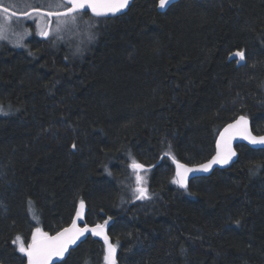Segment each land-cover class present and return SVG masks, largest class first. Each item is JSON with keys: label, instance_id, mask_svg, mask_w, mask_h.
Listing matches in <instances>:
<instances>
[{"label": "trees", "instance_id": "1", "mask_svg": "<svg viewBox=\"0 0 264 264\" xmlns=\"http://www.w3.org/2000/svg\"><path fill=\"white\" fill-rule=\"evenodd\" d=\"M157 3L135 0L110 18L87 12L95 39L83 36L75 55L73 44L36 36L25 47L0 43V105L12 111L0 116L3 264H22L16 235L70 224L80 198L86 223L112 218L117 264H264V151L239 145L230 167L191 180L195 196L171 183V157L160 159L167 137L176 160H207L240 115L264 133V0H179L165 12ZM239 48L246 66L229 60ZM129 151L154 165L143 172L152 200L130 190ZM241 214V227L223 229ZM105 249L90 235L67 264H105Z\"/></svg>", "mask_w": 264, "mask_h": 264}, {"label": "snow or ice", "instance_id": "2", "mask_svg": "<svg viewBox=\"0 0 264 264\" xmlns=\"http://www.w3.org/2000/svg\"><path fill=\"white\" fill-rule=\"evenodd\" d=\"M173 0H158L156 6L159 9H165L171 6ZM132 3V0H14L11 6H5L3 0H0V40H8V34L17 36L13 46L25 47L23 43L24 37L31 35V30L20 23L21 18H31L30 12L16 13L12 12L10 8H15L19 4H23L26 8H31L32 12L37 13L41 20H44L43 27L37 23L38 34L51 38L54 43L58 40H63V33L66 31H77L81 29L82 25L87 26V38L89 42L95 39V34L92 29L95 27L93 23L85 20L87 15L86 10H90L91 14L95 17H116L118 14H123ZM48 11H43L44 9ZM16 16L17 20L13 21L12 17ZM52 18V19H45ZM53 19L55 26L53 27ZM17 28H21L22 31H17ZM80 52L79 46L76 47L75 52ZM28 55H35L29 51ZM65 59H68L65 57ZM229 60H233L237 65L246 66L247 56L246 49L239 48L236 51L230 53ZM54 87V84H53ZM19 111V109H16ZM12 111L6 110L3 105H0V116H9ZM241 139L247 141L250 145L261 146V150L264 151V135H253L249 120L245 115H240L231 124H228L224 128L223 132L219 133V140L216 144V154L211 157L206 163H201L192 167L187 164L180 163L176 160V157L172 155L171 143L164 137L161 140L162 144L166 145V150L160 159L164 157H171L176 164L175 175L171 180V183L177 185L183 189L188 195L195 196L196 193L190 190L189 178L192 176L193 180L200 177L195 176V173H209L212 171L214 165L226 166L233 162V158L237 156L236 151L233 148V141L235 139ZM73 153L79 150V145L76 140L70 145ZM128 156L131 158V162L128 165L133 170L135 178V186H130V190L133 193L135 200L146 201L152 200L153 194L149 193L146 186L145 176L141 175L142 172L146 173L150 170V167L146 168L143 163L137 162L132 157L129 151ZM262 165L253 163L250 167V172L255 173L256 170L261 168ZM104 169L107 172V166L104 165ZM111 175V172L108 173ZM29 212L32 213V218L37 219L35 214V208L33 201H28ZM85 201L80 198L78 200V209L75 213V219L72 221L70 227L63 228L55 231L54 234L44 231L41 227L37 226L30 234V239L25 241L21 235H16L11 240V244L15 246V251L20 254V260L22 264H67V258L71 256V252L75 251L78 241H81L82 237L91 233L94 236L101 237L106 245L104 262L105 264H117L116 251L117 244L109 242V236L106 232V226L111 220L108 217L103 223H97L93 227L85 222L81 227L77 220L83 221ZM243 215L237 217L229 216L223 223L224 230H231L232 226L241 227L243 222ZM189 239H192L189 237ZM195 239L203 240L202 236H197ZM211 247V246H209ZM251 247V245H249ZM130 250V249H129ZM215 252L217 258L222 256V252ZM180 252L182 255L187 254V248L181 247Z\"/></svg>", "mask_w": 264, "mask_h": 264}, {"label": "rangeland", "instance_id": "3", "mask_svg": "<svg viewBox=\"0 0 264 264\" xmlns=\"http://www.w3.org/2000/svg\"><path fill=\"white\" fill-rule=\"evenodd\" d=\"M13 2H14V0H3L4 5L5 6H9V7L11 6V4ZM10 9H12V10L18 12V13H22V12H25V11L30 10L31 8H26V7H24L23 4H19L17 7L10 8ZM44 10L48 11V9H46V8ZM0 15H3V13H0ZM12 19H13V21H16L17 20V17L16 16H13ZM45 19H49V18H45ZM85 20H88V19H85ZM88 21L90 23H93V21H91V20H88ZM20 23L23 24L25 27H27V28H29L31 30V35H28V36H25L24 37V40H23V43L24 44L28 43V40L32 36H36V37L42 38V39L51 40V38H45V37H43V36H41V35L38 34V29H37L36 25H37V23H39L41 25V27H43L44 20H41L39 18V16L37 15V13H33L31 15V18H21L20 19ZM30 26H32V29H31ZM54 26H55V24H54V21H53V27ZM17 31H22V29L21 28H17ZM85 31H87V26L86 25H82L81 26V29L80 30H77V31H66V32H64L62 34L63 35V40L62 41L60 40V41L63 42V43L73 44V45H75L77 47L79 44H82L83 36L84 37L86 36V39L88 40L87 33H85ZM16 39H18L17 36H13L11 33H9L8 34V40H0V43L1 42L2 43H6L7 42L8 44L13 45ZM84 42H86V41H84ZM141 175H144L145 176V174L143 172L141 173ZM146 186H147V182H146ZM109 223H110V220H109L108 224ZM116 261H117V251H116Z\"/></svg>", "mask_w": 264, "mask_h": 264}, {"label": "water", "instance_id": "4", "mask_svg": "<svg viewBox=\"0 0 264 264\" xmlns=\"http://www.w3.org/2000/svg\"><path fill=\"white\" fill-rule=\"evenodd\" d=\"M134 1H135V0H132V3L130 4V6L133 4ZM178 1H179V0H173V2H172L171 5H173L174 3L178 2ZM130 6H129V8H130ZM169 7H170V6L166 7L165 9H159V8L157 7V9H158L159 12H165ZM129 8H128L127 10H125L124 13H126V12L129 10ZM10 10H11L12 12H16V11H14V10H12V9H10ZM43 11H46V10H43ZM28 12H30L31 14L34 13V12H32V10H30V11H28ZM86 12H89V13L91 14L90 10H86ZM16 13H18V12H16ZM124 13H123V14H124ZM91 15H92V14H91ZM120 15H122V14H118L117 16H120ZM92 16H93V15H92ZM94 17H95V16H94ZM97 18H106V17H97ZM108 18H110V17H108ZM49 19H52V18H49ZM237 118H238V117H237ZM247 118H248V120H249V126H250V129H251L253 135H264V133H261V134H257V133H255V132L253 131L252 120H251L249 117H247ZM235 119H236V118H235ZM235 119L232 120V121H230L228 124L233 123V122L235 121ZM228 124H226L225 126H223L219 133L223 132L224 128L227 127ZM218 140H219V134H218L217 139H216L214 153H213V154H212L207 160L202 161V162H200V163H196V164H188V163H185V162H182V161H179V162H180V163H183V164H187L189 167H192V166H195V165H198V164H201V163H206L209 159H211L212 156H214V155L216 154V144H217V141H218ZM241 144H245V145H247V146H249V147H251V148H254V149H261V146H253V145H250L247 141H244V140H241V139L237 138V139H235V140L233 141V148H234V150L236 151L237 156L233 158V162H232L231 164L226 165V166L214 165V166H213V169H212L211 172H209V173H195L194 175L197 176V177L209 176V175L212 174L216 169H226V168L230 167L233 163H235V162L237 161V158H238V155H239V153H238V148H237V147H238L239 145H241ZM174 165H175V169H176V164H175V162H174ZM191 180H193V179H192V176H190V178H189V184H190ZM75 218H76V217H74L73 220H74ZM73 220H72V221H73ZM72 221H71V223H72ZM71 223L68 224V225H66V226H63V227L60 228L59 230H61V229H63V228H68V227H70ZM77 223H78L81 227H83V225H84V223H85V220H84V219H83V221H81V220H77ZM87 224H88V223H87ZM88 225H89V227H93V226H95V224H88ZM106 232H107V231H106ZM54 233H55V232H53V233H49V234H54ZM90 235H92V234H91V233H88V234H86L85 237H82V238H81V241H78L77 246H78L81 242H83L84 240H86L87 237L90 236ZM96 237H97V236H96ZM98 238H99V239H102L101 237H98ZM102 240H103V239H102ZM77 246H76V247H77ZM76 247H75V248H76ZM0 264H3V263L0 261Z\"/></svg>", "mask_w": 264, "mask_h": 264}]
</instances>
